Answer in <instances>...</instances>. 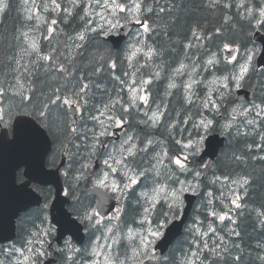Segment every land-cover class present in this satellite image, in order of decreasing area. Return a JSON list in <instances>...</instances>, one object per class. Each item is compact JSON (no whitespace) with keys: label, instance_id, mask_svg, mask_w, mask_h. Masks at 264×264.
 Listing matches in <instances>:
<instances>
[{"label":"snow or ice","instance_id":"snow-or-ice-1","mask_svg":"<svg viewBox=\"0 0 264 264\" xmlns=\"http://www.w3.org/2000/svg\"><path fill=\"white\" fill-rule=\"evenodd\" d=\"M67 2L69 6L62 7L58 0H44L41 5H37L35 0H32V7L35 9L33 15L36 16L39 22L37 27L40 24L46 27L47 35L44 36V39L49 41L56 33L55 26L58 23L67 24L69 18L75 19L80 24V29L75 36L78 43L74 44V50L78 54L79 50L83 49L85 44L89 42L92 34L109 36L126 25L139 26L134 41L128 45L120 61L121 63L127 61L128 68L133 69V71L122 72V76L127 77L128 80L122 79L121 76L113 73L112 78L119 81L120 87L114 96L105 88L104 92L107 94L108 100L104 103H92V99L95 98L92 87L95 86L97 89H101L100 84L88 79L84 73L79 76L74 75L75 69L66 67L64 63H58L59 56L56 55V48H52L48 52L43 51L39 41L29 38L27 32L21 33L25 37L28 47L20 50L19 58L8 56L6 57L7 64L0 61V125L7 127L6 117L10 118L13 111L21 108H31L34 113H39L42 121H50L62 128L65 142L61 144L60 151L66 160V167H64L62 174L68 179L69 183V187L63 190V195L65 197L71 195L76 199L79 207L75 211L81 223L86 224L89 228L98 230L103 228V232L93 241L90 250L81 252L79 248H72L70 241H65V247L68 251L74 254L81 253L80 260H75L74 255H68L66 257L67 262H72V264H126V260H132L134 264H144V260L149 262L153 260L160 261L162 258L155 255L152 246L156 240L163 236L161 230L172 222V218H179L183 214L182 206L185 193L205 200L207 216L213 217L221 223L228 220L235 224L236 221L231 214L233 211L231 208L228 211H217L214 207V200L219 199V197H215L214 193L209 190L201 192V184H203L201 177L206 176V173H202L200 168L208 169L210 165L201 163L199 166L190 167L193 164L190 157L199 154L200 143L204 137H200L195 141L188 139L184 142L172 136L175 144L179 145L182 151L170 155L168 147L163 142L155 141L151 137H145L141 140L139 135L133 136L125 131V125L130 126L129 116L131 110L142 111L139 107L141 103L148 107V111H143V115L147 119L138 121L139 124L156 127L161 123V119L167 111L166 105H157L155 110L149 107L150 92L147 86L152 83V78L145 79L141 77L139 80L134 78L136 72L139 71L136 66L139 64L140 59L147 57L150 60L155 54V49L147 45L148 38L155 30V24L150 22L148 16L154 10L152 5L146 3V0H67ZM219 2L220 0H213L214 4ZM229 6L228 4L224 5V7ZM238 7H245L244 0H241ZM7 8V0H0V13H3ZM41 8L45 13L51 12L57 15L66 13L67 15L62 16L59 20L57 18L47 19L40 14ZM77 9H79V12L76 11ZM164 11V8H159V12ZM246 12L247 16L245 18L249 19L250 22L255 19L258 26L264 27V6L256 9L255 12L252 8H247ZM33 15H29L28 19L31 20ZM193 35H195V32ZM145 46H147V51H145ZM188 46L191 47V45ZM224 50L229 53L227 62H235L237 68L230 75H224L212 81L213 84L218 81L219 86L209 89L208 94L204 96L199 105L200 108L213 112L216 116L222 115L221 108H224V122L221 124L215 117L209 118L201 113L199 121L194 123L193 127L197 130L207 131L215 124L222 128L225 135L230 136L233 130L237 136L247 135V132L238 127L239 121L245 128L257 132L260 121L264 120V99H261L258 104L252 103L247 107L233 106L230 111L228 107H225V105L235 104V101L231 99L232 88L230 83H234L236 89L241 87V82L251 69L255 50H250L242 63L238 60L237 55L232 54L237 49L224 44ZM33 54H35L34 58ZM60 55H63V53ZM25 58L29 59L22 63ZM99 60L104 61V57H99ZM92 63V61H89L90 65ZM218 63L217 53H211L206 65L215 66ZM68 64H71V60H68ZM105 66L114 70L117 67V60L109 59L94 66V70L88 75H98ZM141 67L143 66L141 65ZM186 67L181 62L179 67L175 69L176 74L182 75ZM41 75L48 78L47 91H44L42 87H38V84L44 83L40 80ZM158 76L159 73H155V77ZM53 80L58 81L54 87L51 84ZM129 80L131 83H129ZM198 83L200 82L191 79L190 82L182 85L189 93L185 96V101L188 104L193 103V96L196 95L192 91L193 85ZM168 87L171 89L180 86L176 83H170ZM125 90L129 93L127 98L121 95V92ZM117 106L120 107L119 113L116 111ZM252 113H255V116L249 119L248 117ZM191 120L192 116L189 115L183 121L169 124V134L172 135V130L177 128L178 124L183 123L186 125ZM89 121L92 122V127H88ZM110 129H120L125 136L118 148L114 143L112 144L113 150H109V143L105 140V138L115 134ZM19 135L18 132L17 139H19ZM259 139L264 142V132L259 133ZM77 140H80L81 143H76ZM15 142L16 140L13 141V143ZM158 143L160 144V151H155ZM69 144L72 145V148L68 147ZM82 145L83 152H81ZM246 147L251 149L252 145L249 144ZM256 147H264V144L258 143ZM73 148L75 151L72 150ZM150 148L155 153L152 156L155 163L148 168L136 165L137 155L148 153ZM236 159H240V157L237 156ZM261 159H264V157H261ZM97 160L103 165V168L94 172L92 168L94 161ZM77 163H79L78 168L75 167ZM53 165H55L54 160ZM172 166H175V170ZM177 173L190 174L192 179L181 180ZM146 180H150L152 186L139 192L138 199L135 202L139 205L141 211L139 219H134V222L138 223L140 228L127 226V230L122 236L118 231L114 232V229L118 228V224H112V221L120 222L124 213L123 204L115 209L113 215L109 216L107 213L102 212L107 198L102 197L101 200L95 202L96 206H93L92 201L85 202L75 196L81 184L86 186L90 184L91 189L85 187V192L103 189L113 194L120 201L126 199V193L134 190L136 186ZM218 181H229V177L214 176L208 183L215 184ZM229 182L238 185L240 189H245V192L246 186L249 184L246 177L231 179ZM26 188L27 185H24V188L17 189V191L25 196H31L32 192L24 191ZM232 195L234 198L230 200V204L235 209H240L242 207L240 203L241 195L238 191H233ZM47 207L48 205L45 203L44 208ZM257 215L264 217V212H258ZM105 220L109 223L105 224ZM259 223L264 227V219H261ZM71 224L72 222L69 220V227H71ZM203 228L204 221L198 217L194 218L189 231L193 233V244H195L196 250L190 251L189 258L182 264H197V261H199V264H204L201 256L205 252L210 256L219 257L220 260L225 259L221 252H227L228 249L223 248L218 251L220 244H216L214 241L213 246L210 247L208 240L205 239L209 234H217L213 222L210 221L207 224L206 230H202ZM52 231V228H38L37 231L31 233L32 238L26 241V246L21 248L13 246L11 249H6L5 252L17 256L14 264H38L40 258L50 255L44 246L46 237L51 235ZM229 232L232 235H240L235 229H230ZM217 239L223 243L224 238L222 236H218ZM122 241L127 242V246L130 247L132 253L131 256L125 253L123 259L120 257L119 252H113V247L121 246ZM235 247H239V245H235ZM64 251V249H57V252L60 253ZM85 257H88V259H85ZM204 259H208V257H204ZM232 259L239 261L241 257L237 255Z\"/></svg>","mask_w":264,"mask_h":264},{"label":"trees","instance_id":"trees-1","mask_svg":"<svg viewBox=\"0 0 264 264\" xmlns=\"http://www.w3.org/2000/svg\"><path fill=\"white\" fill-rule=\"evenodd\" d=\"M7 3L8 8L3 13H0V61H3L5 64L8 63L6 57L16 56L19 58L21 54L20 50L28 47L25 42V37L21 35L27 24L22 8V0H7ZM146 3L152 5L154 9L148 16L150 22L155 24V30L148 38L147 43L153 45L156 53L153 64L155 61H158L155 65H157V69L162 72L160 77L152 80V83L147 86L150 96H156L168 89L167 87L171 81V76L168 72L177 65H180L182 61H190L197 55L198 61L202 59L206 60L212 52L217 51L219 53L221 48L224 47V44L233 46V48L236 47L239 51L248 52L250 49H257L259 45L252 39L253 32L256 29L264 31V27L258 26L255 19L250 22L249 19L245 18L247 16V8H252L255 12L256 9L264 6V0H244V8L238 7L241 0H220L218 4H214L213 0H146ZM225 4L230 6L224 7ZM159 8H164L165 11L159 12ZM76 11L79 12V9ZM51 15L52 13L48 12V17ZM66 15V13H60V15H56L55 18L59 20L62 16ZM73 21L75 22L73 23ZM55 27L57 31L49 41L44 39V36L47 35L46 27L43 24L41 25L39 43L42 50L48 52L52 48H56V55L59 56L58 63H64L66 67L75 69L74 75L79 76L81 73H84L88 79L102 86L101 89H97L95 86L92 87V93H95V98L92 99V103L100 104L107 102L108 96L104 92V89L106 88L114 96L120 87L119 81L112 78L113 73L117 76H121L122 79L128 80L127 77L122 76V72L132 71V69L128 68L127 61L123 63L120 62L123 58L124 49L121 48L122 50L115 51L110 48L108 42L102 40L100 35L92 34L89 42L85 44L83 49L79 50L78 54L77 51L74 50L72 38L76 36V32L80 29V24L75 19L69 18L67 24L58 23ZM217 29H219V31H217ZM194 32L195 35H193ZM196 36H202V40ZM69 37H71V39H69ZM188 45H191V47ZM61 53H63V55H60ZM34 55L35 54H33V58ZM101 56L104 57V61L99 60ZM65 57H67V59H65ZM28 59L29 58H25L22 63L26 62ZM109 59L117 60L116 69L113 70L105 66L98 75H88L94 70V66L104 63ZM68 60H71L70 65L68 64ZM89 61L93 63L90 65ZM236 68L237 65L235 63L230 65L227 61L222 59V61L220 60V63L214 67L213 74L220 76L230 75ZM138 69L139 71L136 72L135 75L137 79H139L142 73L141 69ZM208 77L209 75H203V79H207ZM40 80L44 83L38 84V87H42L44 91H47L48 78L41 75ZM182 80L183 78L180 77L177 82H181ZM57 82L58 81L55 80L51 81L52 86L54 87ZM241 86L254 91L253 100L248 104H244V107L250 106L252 103H260L261 99H264V69H256L252 65L248 75L241 82ZM230 87L232 88L231 99L235 101L233 91L235 89L234 83L230 84ZM211 88L212 87H210V89ZM205 89L206 87H195L194 93L196 95L194 99L196 103L192 105L194 107L192 110L190 109V105H186L182 100L172 103L170 97L166 99L169 103L167 106L169 112L162 117L161 123L157 127L153 129L151 127L147 128L145 136L157 137L164 145L166 143L168 147L174 140H172V137H170L165 130H168L169 124L186 119L189 113H191L192 117L196 118V120L200 118L201 113L211 118L215 117L217 121L224 118V108H221L222 115L216 116L215 113L199 107L205 96ZM172 90L180 91L179 88H174ZM121 95L125 97V91L121 92ZM237 104L239 103L235 101L234 105H225V107H228L230 111L231 107ZM116 111L119 113V106H117ZM16 113L31 115L45 128V130H47L52 140V150L48 154L46 165L48 167H54L53 160L55 161V165L59 162L62 156L60 151L61 144L65 142L62 128L50 121H42L39 117V113H34L31 108H21L20 110L13 111L10 118L6 117L8 126H10L11 118L15 116ZM254 116L255 113H252L248 118L251 119L254 118ZM140 118H142L141 114L134 113L131 110V115L129 116L130 126L126 125L125 129L133 136H136L140 130V126H138ZM191 123V121L188 123V126L180 133V136L177 134L173 136H175L176 139L180 137L181 140L186 142L189 139L186 137V133H188L189 128L193 129ZM182 125L183 123H180L177 126ZM92 126V122L89 121L88 127ZM238 127L248 134L237 136L233 130L230 136L225 135L222 128L215 124L211 129L205 131L206 133L218 132L225 136L224 146L218 153L216 159H214L215 162L208 172V176L205 179L201 178L203 181V184H201V192L209 190L214 193L215 197H219V199L214 200L215 209L217 211H223L225 210L224 208H226L225 206L229 207L231 204L226 194V181H218L215 184L208 183L214 176H227L229 179L246 177L249 180V184L246 186V192L245 189H239V194L242 197L240 201L242 207L240 209H235L233 219L236 223L232 224L231 221L226 220L222 223V226L218 228V230L224 234V240L223 243H221L219 239H216L215 243L220 244V249H217L218 251L223 248L228 249L227 252H221L225 259L220 260L219 257L210 256L205 252L201 256V259L204 260V264H264V259H261L264 258V227L259 223L264 217L257 215L258 212H264V159H261V157H264V147H256L258 143L264 144V142H261L259 139V133L264 132V120L260 121L257 132H252L249 128H245L239 121ZM200 133L201 131L198 134ZM105 140L109 144L115 141L110 140L109 137L105 138ZM76 143H81V141L77 140ZM249 144L252 145L251 149L246 147V145ZM68 147L72 148V145L69 144ZM159 148L160 144L158 143L155 151ZM177 149L181 150L180 147ZM72 150L75 151L74 148ZM81 152H83V145L81 146ZM84 155H86V153H84ZM153 155L154 151L152 148L149 149L148 153H139L135 160L136 165L142 167L140 163L141 158L146 160L150 158L151 161ZM237 156L240 157V159H236ZM195 157L196 156H194V158L191 157L193 164L190 165V167L199 166L201 164L196 161ZM154 162L155 161L149 163L148 161L145 165L153 164ZM75 167L78 168L79 163H77ZM148 167H151V165ZM172 168L175 170V167ZM177 175H179L181 180L192 179L190 174L184 175L177 173ZM20 177V172H18V180ZM62 179L64 185L69 187L68 179L66 177ZM151 186V182L148 184V182L143 181V183L136 187L139 188L140 192ZM85 187L86 185L81 184L75 196H78L85 202L89 200L92 201L94 206L95 197L85 192ZM36 189L43 197V205L29 209L19 216L15 229L17 236L13 242L20 246L24 245L29 238H32L31 233L33 231L40 226L48 224L46 216L47 208H44V204L48 203L50 200L52 189L50 187H36ZM70 198L71 202L69 209L72 211V215L79 218L72 203L76 201V199L71 195ZM135 198L134 190H131L125 200L126 203L122 221L124 220L130 225L136 224L134 219H139V210H141L139 205L135 203L136 200H133ZM196 204H201V206L197 208L195 205L193 209H191V214L188 218V222H186L184 226L182 234H180V237L169 247L163 257L167 259H162L161 264H181V259L195 248V244H193L194 237L189 231L195 217H199L204 222L211 221L216 225V220L213 217L207 216L205 200L201 197H197ZM78 207L77 204V208ZM230 229H235L240 235L236 236L230 234L227 232V230ZM53 236L52 232L51 235L46 237V242L48 243L51 241ZM210 237H214V235L209 234L208 239ZM88 238L89 236L87 235V238H85L86 241L81 248L87 246L89 242ZM235 245H239V247H235ZM211 246L213 245H210V247ZM45 249L47 250V248ZM58 253L57 264H66L67 252ZM237 255H239L241 259L239 261H234L232 258ZM204 257H208V259H204ZM85 259H87V257H85Z\"/></svg>","mask_w":264,"mask_h":264},{"label":"water","instance_id":"water-1","mask_svg":"<svg viewBox=\"0 0 264 264\" xmlns=\"http://www.w3.org/2000/svg\"><path fill=\"white\" fill-rule=\"evenodd\" d=\"M135 25L129 24L119 29L117 33L104 36L103 39L115 50H119L123 39ZM137 26V25H136ZM253 40L260 44V52L256 57V66L264 67V34L255 32ZM235 52L232 54L234 55ZM225 58L228 59L229 53L224 51ZM254 91L240 87L235 89V98L237 101L249 102L252 100ZM10 130L0 125V244L14 240L16 237L15 221L17 217L28 209L41 204V195L32 188V184L41 186H52L54 194L49 207V216L52 224L56 226V235L54 240L60 244L62 239L69 235L77 244H82L85 238L81 223L73 218L66 208L69 200L63 195V184L60 179V170L64 167L65 158L55 167H46V158L51 150V140L44 128L31 116L17 114L11 118ZM120 129H114L117 132ZM19 132V139L17 133ZM16 140L15 143L13 141ZM225 136L218 132L209 133L204 139V147L198 156V159L207 158L206 164L210 165L208 169L203 168L202 173L210 171L214 164L220 147L223 146ZM99 161H94L92 171H97ZM21 171L24 179L17 180V172ZM207 174V173H206ZM204 177V176H203ZM25 192H32L31 196H25L17 189L24 188ZM91 189V187H89ZM93 194L97 201L107 198L102 212L110 213L116 204L115 201L105 190L96 189L88 191ZM196 196L189 193L184 195L183 214L168 224L163 231V236L156 241L154 250L158 252L157 257H163L171 244L182 233L185 222L189 218L190 210L193 206ZM71 220V227L68 221ZM55 262L53 257L44 260L43 264H52ZM144 264H161V261L153 260L149 262L144 260Z\"/></svg>","mask_w":264,"mask_h":264},{"label":"rangeland","instance_id":"rangeland-1","mask_svg":"<svg viewBox=\"0 0 264 264\" xmlns=\"http://www.w3.org/2000/svg\"><path fill=\"white\" fill-rule=\"evenodd\" d=\"M44 2V0H35V3L37 4V5H41L42 3ZM58 2H60L61 4H62V7H68L69 5H68V2H67V0H58ZM22 8H23V11H24V15H25V17H26V20H27V24H26V28L24 29V31L22 32V33H24V32H27L28 33V36H29V38H33V39H36V40H38L39 41V37H40V31H41V25L42 24H40V26L39 27H37V24L39 23L38 22V20L36 19V16L35 15H33V13L35 12V9H33V7H32V0H22ZM40 14L42 15V16H44L45 18H47V19H51V18H55L56 17V15L57 14H55V13H52V15L50 16V17H48V13H45L44 11H43V9L41 8L40 9ZM29 15H33V18L31 19V20H29L28 19V16ZM33 21V22H32ZM30 22V23H29ZM75 21H73V23H74ZM79 31V30H78ZM47 32V31H46ZM135 37H136V33L135 32H133L129 37H128V43L126 44V46L123 48L124 49V51H123V53L126 51V49H127V47H128V45L130 44V43H132L133 41H134V39H135ZM197 37V36H196ZM195 37V38H196ZM201 40H202V36H198ZM197 37V38H198ZM72 43H78V41H76L75 40V37L74 38H72ZM26 45H28L27 43H26ZM147 45L148 46H151V47H153V45L152 44H150V43H147ZM154 48V47H153ZM250 50H255L254 51V54H253V59H252V65L254 66V68H255V58H256V56H257V54H258V52H259V47L257 48V49H250ZM249 50V51H250ZM145 51H147V46H145ZM223 49H221L220 51H219V53L216 51V52H212V53H217V56H218V59H219V63H220V60L222 61V59H224V57H223ZM249 51L247 52V51H239V50H237V52L235 53V55H237V57H238V60L240 61L241 59V63L243 62V60H244V57L247 55V54H249ZM156 57V53L152 56V58L149 60L147 57H142L141 59H140V61H139V64L137 65V67L138 68H140L141 69V71H142V73H141V75L139 76V79L141 78V77H143V78H145V79H148V78H152V80H154V79H157L158 77H160L161 76V71L159 70V69H157V65H155L156 63H158V61L156 62L155 61V63L153 64V62H154V58ZM210 58V55L208 56V58L207 59H209ZM207 59L205 60V59H202L201 61H198V55L197 56H194L190 61H182V63H184L187 67L184 69V71H183V74L182 75H178V74H176V72H175V69L176 68H178L179 67V65H177L175 68H173L172 70H170L169 72H168V74H170V76H171V81H170V83H176L177 85H179L180 87H177V88H179L180 89V92H181V95H182V101H184L185 102V104L186 105H190V109L192 110L194 107L192 106V105H194L195 103H196V100L194 99V96H193V103L192 104H188L186 101H185V96L186 95H188L189 93H188V91L182 86L183 84H186V83H188V82H190V80L191 79H194V80H197V81H199L200 83H198V84H195V85H193V92L195 91V87H206V89L204 90V93H205V96L208 94V91H209V89H210V87H218L219 86V82L217 81V83L216 84H213L212 83V81H214V80H216L218 77H222V76H224V75H222V76H220V75H214L213 74V70H214V67L217 65H215V66H208V65H206V61H207ZM218 63V64H219ZM235 62H233V63H229L230 65H233ZM236 64V63H235ZM141 65L143 66V67H141ZM252 65H251V67H252ZM132 71H133V69H132ZM131 71V72H132ZM159 73V76L158 77H155V73ZM204 74H206V75H209V77L207 78V79H203V75ZM180 77H182L183 78V80L181 81V82H177V80L180 78ZM135 79H137L136 77H134ZM139 79H137V80H139ZM129 83H131V81L129 80ZM201 84V85H200ZM230 84H232V83H230ZM168 89L165 91V93L162 95V98H161V100H159V102L158 103H151V102H149V107L152 109V110H155L156 109V106L157 105H161V106H164V105H166L167 106V100L166 99H168L169 98V96H170V94L172 93V89H174V88H172V89H170L169 87H167ZM175 92H179V91H175ZM197 94H198V92H197ZM129 95V93L127 92V90H125V97L127 98V96ZM171 99V98H170ZM244 105V103H239V104H237L235 107H242ZM139 107L142 109V111H136V110H132L134 113H137V114H141V117L142 118H140V120H145V119H147V117H145L144 115H143V111H148V107H145L142 103L139 105ZM162 110H163V108H162ZM149 114H151V113H149ZM189 115H191L192 116V114L191 113H189L188 114V116ZM193 118V117H192ZM209 118H211V117H209ZM199 119L200 118H197V120H196V118H193L192 120H191V124H192V127H193V124H194V121H195V123H197L198 121H199ZM139 120V121H140ZM219 121H220V123H223L224 122V118H221V119H219ZM138 126H140V130L138 131V133H137V135H139L140 136V138H141V140H143L145 137H151L153 140H155V141H158V142H161L159 139H157V137H152V136H145V132L147 131V128H149V127H151V126H149V125H144V124H139ZM158 126V125H157ZM156 126V127H157ZM188 126V124H183L182 126H177V128H175V129H173L172 130V135H170L169 134V131L168 130H165V132H167L169 135H170V137H172L174 134L176 135H179L180 136V133L181 132H183L184 131V129H186V127ZM152 129L153 128H155V127H151ZM112 129H110V131H111ZM125 131H126V129H125ZM201 131V133L200 134H198L199 132ZM127 132V131H126ZM207 133L205 132V130H203V129H199V130H197L196 128H194L193 127V129H191V128H189V130H188V133H186V137H188L189 139H192L193 141H195V140H198L200 137H204L205 138V135H206ZM193 135H196V136H193ZM112 136H117V134H114V135H112ZM178 136V137H179ZM198 136V137H197ZM125 138V136H124V133L123 132H120V134H119V140H117L116 142L114 141L113 143L115 144V146L118 148L119 147V144H120V142H121V140L122 139H124ZM178 139H180V137L178 138ZM173 140V139H172ZM203 141H204V139H203ZM203 141L200 143V149H201V147H203ZM113 143H110L109 144V150H113L112 149V144ZM165 146H167L166 145V143H165ZM180 146L179 145H177V144H175V142L173 141V142H171V145H169L168 146V149H169V154L170 155H172V154H175V153H177V152H180V151H182V149L181 150H179V149H177V148H179ZM156 151H160V148L159 149H156ZM155 154V153H154ZM190 160H191V157H190ZM153 161H155V160H153V159H151V161H149V163L150 162H153ZM146 162H148V160H146V159H142L141 158V165H142V167L143 168H147L149 165H152V164H146L145 165V163ZM155 163V162H154ZM153 163V164H154ZM135 164H136V162H135ZM101 166H100V168H99V170L101 169V168H103V165L102 164H100ZM172 167H175V166H172ZM239 179V178H238ZM231 179H229V181H230ZM229 181H226V187H227V196L229 197V199L231 200L232 198H234L233 197V195H232V192L233 191H238L239 192V187H238V185H233V184H231ZM145 182H148V184L150 183V180H146ZM178 186V185H177ZM141 192V191H140ZM138 193H139V188H137V187H135L134 188V194H135V196H136V198L135 199H133V200H137L138 199ZM201 206V204H196V207L197 208H199ZM232 209L233 211H232V216H233V218H234V212H235V208H234V206H232V205H230L229 207H226V208H224L225 210H223V211H228V209ZM166 210V209H165ZM139 211H141V210H139ZM113 213H114V211L112 212V213H110V215L109 216H111V215H113ZM47 216V215H46ZM195 218H197V217H195ZM199 218V217H198ZM200 219V218H199ZM47 220H48V224L47 225H45V226H40L39 228H52L53 229V232H54V227H53V225L49 222V218H48V216H47ZM200 220H202V219H200ZM226 221V220H225ZM224 221V222H225ZM210 221H205L204 222V228L202 229V230H206V228H207V224L209 223ZM216 225L213 223V226L214 227H216V229H217V234L216 235H214V237H210L209 239H208V237H205V239H207L208 240V243H209V246L210 245H213V242L214 241H216V239H217V237L218 236H222L223 238H224V234H222V232H220L219 230H218V228H220L221 226H222V223L220 222V221H218V220H216ZM223 222V223H224ZM104 223L105 224H108L109 222L107 221V220H105L104 221ZM112 224H118V228L117 229H114V232H116V231H118L119 233H120V235L122 236L125 232H126V230H127V227H124L122 224V222L120 221V222H117V221H112ZM191 224H193V222L191 223ZM191 224H189V225H191ZM139 225V224H138ZM131 226V225H130ZM192 226V225H191ZM190 226V227H191ZM131 227H133V228H140V225L139 226H131ZM146 227V226H145ZM38 230V228L35 230V231H37ZM89 230H90V232L91 233H93V230H95V228H89ZM163 230L164 229H162L161 231L163 232ZM103 232V228H100L99 229V232H98V234H95L94 235V237H93V239L90 241V243L85 247V248H80L81 249V252H84L85 250H90V248L92 247V243H93V241H95L96 240V238L97 237H99L100 235H101V233ZM191 232V231H190ZM227 232H229V230H227ZM230 233V232H229ZM191 235H193V233L191 232ZM66 241H70V240H66ZM157 241V240H156ZM156 241L154 242V244L156 243ZM125 242V241H124ZM70 243H71V246H72V248L74 247V248H78V246H76L75 244H73L71 241H70ZM134 243H136V242H134ZM47 242L45 243V248H47ZM154 244H153V246H154ZM26 246V245H25ZM65 246V243L62 245V247H64ZM152 246V247H153ZM13 247V245H11V246H7V247H2V248H0V250H1V252H2V255L4 256L3 258H2V264H14V261H15V259L17 258V256H14V255H11V254H8V253H6L5 252V250L6 249H11ZM15 247V246H14ZM37 247H39V245H37ZM195 247V246H194ZM16 248H18V247H16ZM61 248V247H60ZM68 254H71L72 252H70V251H68V249L66 248V247H64L63 248ZM129 248H126V244H122L121 246H114L113 247V252L115 253V252H119L120 253V257L123 259L124 258V256H125V253H127V255L128 256H131L132 255V253H131V250L129 249ZM154 250V249H153ZM193 250H196V248H194ZM52 251L50 250V252L49 253H51ZM155 252V255H157V251H154ZM52 254V253H51ZM189 256H190V253L189 254H187L185 257H183V259H181L182 261H181V264H182V262H184V261H186L188 258H189ZM45 257H43V258H40V260L38 261V262H42L43 261V259H44ZM126 264H134V261H132V260H126ZM197 264H199V261H197Z\"/></svg>","mask_w":264,"mask_h":264},{"label":"flooded vegetation","instance_id":"flooded-vegetation-1","mask_svg":"<svg viewBox=\"0 0 264 264\" xmlns=\"http://www.w3.org/2000/svg\"><path fill=\"white\" fill-rule=\"evenodd\" d=\"M134 30H137V29H134ZM165 92H163V93H160V94H158V95H156V96H150V100H149V102H151V103H158L159 102V100H161V98H162V95L164 94ZM171 99V101H172V103H176L177 101H181L182 100V95H181V92L179 91V92H175V91H172V93L170 94V96H169ZM168 102H167V106H168ZM169 112V109L166 111V113H168ZM148 161H150V158H148L147 159ZM143 183V182H142ZM89 186H91L90 184L89 185H87L86 187H89ZM110 195L116 200V201H118L116 198H115V196L113 195V194H111L110 193ZM129 195V192L128 193H126V196H128ZM196 199H195V201H194V204H193V206H192V208L191 209H193V207L196 205V201H197V197H195ZM126 199H123V200H120V202H126L125 201ZM76 201H73L72 203H73V206H74V209H76L77 208V203H75ZM119 202V201H118ZM183 207V206H182ZM192 211V210H191ZM190 214H191V212H190ZM190 214H189V216H190ZM188 222V221H187ZM123 223H124V221H123ZM86 227H87V225H86ZM88 228V236H89V241L90 240H92L93 239V237H94V235L95 234H98V232H99V230L98 229H95V230H93V233H91L90 232V230H89V227H87ZM122 244H127V242L125 241H122ZM48 246H49V244H48ZM52 246V245H51ZM2 255V254H1ZM2 257H4L3 255H2ZM88 258V257H87ZM81 259V255L79 256V257H77L76 258V260H80ZM66 264H72V262H67Z\"/></svg>","mask_w":264,"mask_h":264},{"label":"bare ground","instance_id":"bare-ground-1","mask_svg":"<svg viewBox=\"0 0 264 264\" xmlns=\"http://www.w3.org/2000/svg\"><path fill=\"white\" fill-rule=\"evenodd\" d=\"M33 22V21H32ZM30 23V22H29ZM134 29H137L136 27H132V29L130 30V32L126 35V37L123 39V42L121 43V46H120V49L121 48H124L125 46H126V44L128 43V37L130 36V34L131 33H133V32H137V30H134ZM100 37L102 38V40L103 41H105L104 39H103V35H100ZM106 42V41H105ZM69 44V43H68ZM223 52V51H222ZM243 87V86H242ZM236 89V88H235ZM235 89L233 90L234 91V95H235ZM247 89V88H246ZM236 101V100H235ZM237 102V101H236ZM126 126V125H125ZM126 128V127H125ZM114 129H112L111 131H113ZM109 138H110V140H112V141H117V140H119L118 138H119V135H117V136H109ZM224 142H225V140H224ZM223 146H224V143H223ZM223 146L222 147H220V149H219V151H218V153L220 152V150L223 148ZM218 155V154H217ZM196 161H198V162H200V163H202L201 161H199L198 159H196ZM201 172H203V168H201ZM209 172V171H208ZM208 172H206L207 174H206V176H202L201 178H203V179H205L207 176H208ZM130 192V191H129ZM112 197V196H111ZM197 197V196H196ZM113 198V197H112ZM114 199V198H113ZM126 199H127V196H126ZM115 200V199H114ZM116 201V200H115ZM118 202V201H117ZM120 202V201H119ZM126 203V202H125ZM194 204V203H193ZM191 211V210H190ZM190 214V213H189ZM174 219H176V218H172V220H174ZM124 221V220H123ZM124 227H127V226H130V224H128V223H126L125 221H124V223L122 224ZM131 226H139L138 225V223H136L135 225H131ZM184 229V228H183ZM126 248H129L130 249V247H128L127 246V244H126ZM128 249V250H129ZM88 259V258H87Z\"/></svg>","mask_w":264,"mask_h":264}]
</instances>
